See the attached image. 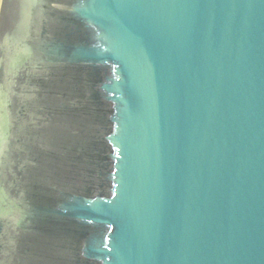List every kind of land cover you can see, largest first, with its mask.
Returning a JSON list of instances; mask_svg holds the SVG:
<instances>
[{"label":"water","instance_id":"obj_1","mask_svg":"<svg viewBox=\"0 0 264 264\" xmlns=\"http://www.w3.org/2000/svg\"><path fill=\"white\" fill-rule=\"evenodd\" d=\"M0 264H264V0H0Z\"/></svg>","mask_w":264,"mask_h":264}]
</instances>
